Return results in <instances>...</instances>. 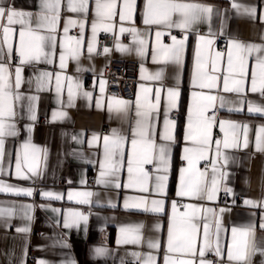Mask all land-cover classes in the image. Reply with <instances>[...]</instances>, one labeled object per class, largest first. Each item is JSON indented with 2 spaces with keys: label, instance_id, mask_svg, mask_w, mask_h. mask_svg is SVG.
Wrapping results in <instances>:
<instances>
[{
  "label": "crops",
  "instance_id": "0c3cea01",
  "mask_svg": "<svg viewBox=\"0 0 264 264\" xmlns=\"http://www.w3.org/2000/svg\"><path fill=\"white\" fill-rule=\"evenodd\" d=\"M101 4L110 0H100ZM178 3H197L213 7L210 19H204L192 25L187 31L179 28H167L163 25H146L144 13L148 0H134L131 19L121 21L120 10L125 0H115V14L111 20L100 21L96 15V0H88L87 14L83 12H72L69 10V0H60V19L56 26L55 47L45 45L44 51L48 53L47 58L41 57L30 63H21V57L17 49L20 46V32L27 31L28 26L36 29L37 13L40 12V0H0V5L11 6L18 11L30 12L32 17L25 18L28 23L22 28L19 23L8 25L6 16L0 20V25L8 26L11 31L5 40L3 27L0 26V63L8 68V79L11 84L13 97L17 92L22 94L20 101H11L14 117H6L8 123H14L17 134L4 137V156L0 158V180L7 184L20 188H31L32 196L17 195L12 192H0V207L10 208L15 206L11 216H0V264H38V261H46L47 264H68L75 261V264H141L140 260L131 253H151L155 258V264H165L168 242L169 219L173 214L172 204L177 205V213L183 214L185 205H195L198 209L196 216L198 223L197 244L203 242L204 225H209L213 250L205 254V259L212 264H229L228 247L233 243L232 228L254 225V239L258 248H264V229H261V218L264 217V150H257L258 134L264 140V133L258 130L264 127V114L249 112L247 101L264 105V96L260 92H251L252 71L255 66V54L248 56V69L244 77L245 92L242 94L228 93L223 91V77L228 69L229 41L235 40L244 45H264V0H176ZM233 3L242 7L237 10ZM244 8H255V15H250ZM177 18L174 16V19ZM76 20L80 23L68 26L67 36L81 38L82 42L76 46L79 53L78 60L72 59L71 54L66 51L69 48L68 41H64V48L61 47V40L64 38L65 21ZM98 24L97 32L93 36L92 24ZM102 24H111L112 27L105 31ZM133 28L138 30L139 35L130 32H120V28ZM42 35H47L46 27L38 29ZM163 32L157 40L156 32ZM180 31L181 37L175 32ZM106 32L113 35L112 42L105 46L109 51L97 56L96 49L101 33ZM225 36L224 49L219 48L218 43L208 45L199 39L205 36L212 39L213 36ZM177 40H184L181 60L179 63L165 61L158 55L153 60V50L162 43L165 46L172 44V37ZM146 41L144 54L140 55L136 49L139 47L137 41ZM93 43L94 51L89 53V42ZM117 43L127 48V51L117 49ZM27 44V41H26ZM9 45L11 53L9 54ZM200 50L204 63V71L208 76H216V87L201 89L193 84V79L199 78L197 68V50ZM219 52L221 55L216 56ZM235 58V49H233ZM65 56V67L61 69V55ZM137 60L139 62L138 80L136 83L135 96L133 99L108 94L106 91V80L104 70L110 61ZM215 61V70L213 69ZM21 67V85L15 87V70ZM143 69V71H142ZM163 70L161 80L146 79L150 75ZM42 72L51 74V77L43 78V88L38 90L37 77ZM56 74H60L61 83L59 90L56 84ZM68 78H71L70 80ZM103 81V84L101 83ZM206 82V81H205ZM77 84L80 87H77ZM147 87L152 91L148 93L151 103L157 107L150 116V123L154 126V139L157 144L167 143L171 148L170 164L167 173L168 179L165 190L162 194L154 191L155 172L154 164L144 165L145 171L149 173L147 182L148 192L141 191L139 187H124L129 183L128 153L132 149L133 128L135 127L136 102L140 96L143 102L144 91ZM71 88L72 99L69 100V89ZM161 89L160 100L157 103L156 89ZM177 88L179 97L174 107H169L167 100V89ZM91 93L84 96L83 92ZM204 92L213 96H223L226 101L244 100V104H226L220 106L219 100L214 102L206 115H215L212 126V144L208 151V165L203 166L199 161L196 167L200 171H207L204 178L211 184L212 165L211 160L215 158L216 141L221 142L231 139L232 129L229 121L241 125H247V147H244V130H238L239 144L237 148L223 149L229 157L225 165L222 160L218 161L220 171L228 173L226 179L219 180L220 190L212 201L194 197H179L177 191L180 185V169L187 167L183 160L184 148L193 147L190 141L185 140L189 124V108L195 109L196 98L193 93ZM29 96H36L35 101H29ZM115 100L128 101V113L124 115L116 111H109V102L114 105ZM31 103L35 120L29 118L28 106ZM239 108V111H229V108ZM54 113L56 114L54 118ZM63 113L64 115H60ZM176 114L177 117L172 116ZM165 119L174 122L172 135L174 139L169 142L161 140L164 132ZM224 121L223 130L220 122ZM108 127V132L102 133L101 128ZM30 127V131H29ZM116 129L124 137V155L121 158L119 170L112 183L108 185L98 184L100 175V162L104 160V137L111 136L112 130ZM94 135L97 137L93 139ZM35 145L36 151L29 148L28 162L40 172L38 176H32L27 172L24 164V144L29 140ZM75 138V139H74ZM91 141V144L89 143ZM17 155L21 160V171L28 175L29 179H21L17 176ZM93 176L92 186L88 185V178ZM195 179V177H193ZM120 187H116V184ZM225 188L232 189L229 194L230 205H218L216 200L221 191ZM44 192H51L54 197H45ZM92 192L94 195L89 203H79L80 198H68V193ZM239 195L244 199L241 205H236ZM177 198L184 199L179 205ZM138 199H147V207L151 208V200L159 199L164 201V211H145L144 206L125 207V204L133 205ZM250 200L256 206L245 205L244 201ZM33 205L29 212V220L24 212L19 209L20 205ZM56 209L57 211H53ZM204 209H212L213 212L205 213ZM221 209H224L221 213ZM78 211L88 217L85 225L80 221L79 226L65 228L64 215ZM221 220L219 232V243L221 255L215 253V241L217 238L215 219ZM159 225V227H155ZM20 228H27L28 231H17ZM122 229L124 231L122 232ZM135 235L141 237L139 244L117 243L118 239L131 238ZM158 240L160 247L150 249L148 240ZM67 244V246H65ZM33 250L35 257L30 259L28 252ZM96 248H105L107 252L97 255ZM235 254V248L233 249ZM212 255L206 258L207 255ZM175 259H193L186 254H172ZM196 264H199V254L195 257ZM235 264V262H232ZM250 264H264V255L256 251L250 256Z\"/></svg>",
  "mask_w": 264,
  "mask_h": 264
},
{
  "label": "snow or ice",
  "instance_id": "6c2138e0",
  "mask_svg": "<svg viewBox=\"0 0 264 264\" xmlns=\"http://www.w3.org/2000/svg\"><path fill=\"white\" fill-rule=\"evenodd\" d=\"M134 0H125L123 8L120 10L121 21L130 20L131 12L133 9ZM69 10L72 12H83L87 14L88 11V0H69L68 3ZM233 7L239 10L242 6L233 3ZM115 0H110V2L101 4L100 0H96V15L102 22L104 20H111L115 14ZM244 11L250 15H255V8H244ZM213 13V7L209 5L197 4V3H178L176 0H148L146 5V11L144 13V23L146 25H163L169 29L179 28L182 31L189 30L193 24L200 22L204 19H210ZM32 13L23 12L14 9L11 6L0 5V20L6 16L8 25L19 23L22 28L27 25L28 21L25 18L30 19ZM37 15L36 29H32L28 26V30H22L20 32V46L17 49L21 57V63H30L33 60H39L41 57L47 58L48 53L44 51L45 45H50L55 47L56 44V26L60 19V0H40V12ZM174 16L177 17L174 19ZM264 19V16H261ZM80 23L81 29H83V23L76 20L65 21L64 33L65 36L61 40V47L64 48V41H68L69 48L66 49L72 59L78 60L79 53L76 46L80 45L82 42L81 38L67 36L68 26L76 25ZM3 31L5 33V40H7V35L11 31L8 26H3ZM105 31L112 27L111 24H102ZM46 27L48 29L47 35H42L39 33L38 29ZM98 24L94 21L92 24L93 36L97 32ZM130 32L135 35H139L138 30L133 28H120V32ZM164 35L163 32L157 31L156 36L159 42V38ZM199 39L204 43L211 45L213 43L212 39H208L205 36H200ZM27 41V44H26ZM139 47L136 51L138 54L143 55L146 45V41L139 39L137 41ZM184 40H177L175 36L172 37V44L165 46L162 43L159 44L158 48H154L153 60H157V56L160 55L165 61H174L179 63L181 60V52L183 48ZM229 51H228V69L223 77V91L228 93L242 94L245 92V81L244 77L248 69V56L255 54V66L252 71L251 78V92H260L261 96H264V45H244L235 40L229 41ZM117 49L120 51H127V48L117 43ZM233 49H235V58ZM89 53L94 51L93 43L90 41L88 45ZM105 53L109 50L104 49ZM11 53V45H9V54ZM221 54L216 53L219 57ZM60 67L63 69L66 65L64 63L65 56L61 55ZM197 68L199 73V78L193 79V84L198 85L201 89H213L216 87V76H208L204 71V63L201 58L199 46L197 50ZM213 69L215 70V61H213ZM143 71V69H142ZM21 67H17L15 70V87L20 88L21 85ZM8 68L0 63V158L4 156V137L5 136H15L17 134L15 124L6 122V117H14L16 113L13 110L11 101H20L22 99V94L17 92L13 97L11 92V84L8 79ZM51 77L50 73L42 72L37 77V87L38 90L43 88V78ZM163 77V70H159L156 73L145 77L151 80H161ZM69 80L71 78H68ZM206 81V82H205ZM61 83L60 74H56V84L59 90ZM103 84V81L101 82ZM77 87H80L77 84ZM145 93L143 102L140 96L137 97L136 102V122L133 128V139L131 140L132 149L128 153V172H129V183L125 184L124 187H139L141 191L148 192L147 182L149 179V173L145 171L144 165L154 164L155 172L159 173L155 176V188L154 191L162 194L165 190L167 182V173L170 157L171 148L167 143L157 144L154 139V126L150 123V116L153 110L157 107L156 104L151 103L148 98V93L152 90L142 86ZM156 100L157 103L160 100L161 89L156 90ZM167 100L169 107H174L176 101L179 97V90L177 88L167 89ZM84 96H90L91 93L83 92ZM196 98L195 109L189 108V124L188 130L185 135V140L190 141L194 146L184 148L183 160L187 162V167H182L180 169V185L177 191V196L179 197H194L199 199L206 198L212 201L216 198L217 192L220 190L219 180L217 178V173H219L220 179H226L228 173L225 171H220L218 168V161L222 160L226 165L228 163L229 157L225 155L223 149L237 148L239 144L238 130L243 128L244 130V147H247V125H241L236 122L229 123L232 129L231 139H225L221 147V142L217 140L216 143V155L210 162L212 165V177L211 184L206 182L204 179L208 173L207 171H200L196 164L202 160H208V151L212 144V126L215 121V115H206L210 107H214V102L219 100L220 106L224 107L226 104H244L245 101L240 99L237 101H226L223 96L217 97L204 92L193 93ZM36 96H29L28 100L35 101ZM72 99L71 88L69 89V100ZM249 107V112H259L264 114V105L256 104L253 101H247ZM128 101L115 100V103L109 102V111H116L127 116L128 113ZM239 111V108H229V111ZM29 118L35 120V115L33 113V108L31 103L28 106ZM60 115H64L61 113ZM56 114L54 113V118ZM224 121H221V129L223 130ZM175 124L169 119H165L164 132L161 134V140L165 142L172 141L174 139L172 135V128ZM30 131V127H29ZM259 133H264V127L258 130ZM97 137L94 135L93 139ZM75 139V138H74ZM104 160L100 162V175L97 179L98 184L108 185L112 183V178H114L119 170L121 158L124 155V137L119 133L118 130L113 129L111 136H105L104 138ZM91 144V141L89 142ZM24 164L27 166V172L31 173L32 176L40 175L37 168L28 162V149L31 147L36 151L35 145L30 144L29 140L24 144ZM257 150H264V140L258 134L257 136ZM21 160L20 156L17 155V176L21 179H29L30 177L21 171ZM3 168L0 167V173H3ZM195 177V179H193ZM116 187H120L117 183ZM225 192L231 194L232 189L225 188ZM0 192H12L17 195H27L32 196L33 190L31 188H20L18 186L10 185L0 180ZM45 197H54L55 194L51 192L42 193ZM94 194L92 192H76L68 193V198L71 200L74 197L80 198L79 203H89L90 198ZM59 198V196H55ZM147 199H138L133 205L125 204V207H140L144 206L145 211L152 212H162L164 211V201L159 199L151 200V208H148ZM245 205L256 206V203L250 200L244 201ZM33 205L24 204L20 205L19 209L24 212V215L30 220L29 215L30 210ZM185 209L190 211H185L183 214L177 213V205L175 202L172 204L173 214L169 219L168 225V242H167V255L165 256V264H196L195 257L197 252L199 254V264H212L211 261L206 260L205 254L208 251L213 250V241L211 240V234L209 231V225L205 223L204 225V239L203 242L197 244V229L198 223L196 213L198 209L195 205H185ZM15 210V206L10 208L0 207V216L8 215L11 216ZM53 211H57L53 209ZM221 213L225 211L220 210ZM205 213L213 212L212 209H204ZM88 217L81 212L71 211L64 215L65 228H72L74 226L78 227L80 221H84L85 225L87 223ZM155 227H159L156 225ZM215 227L217 238L215 241V253L217 256L221 255V246L219 243V232L221 230V220L217 216L215 219ZM261 229H264V217L261 218ZM17 231H28L27 228H20ZM124 229H122V232ZM232 241L233 243L228 247V261L229 264L235 262V264H250V256L256 251H260L264 255V248H258L254 239V225L249 224L245 227H233L232 228ZM141 242V237L135 235L131 238L118 239L117 243L123 244H139ZM147 245L150 249H156L160 247V242L158 240H148ZM67 246V244H65ZM235 248V254L233 249ZM95 252L97 255H103L107 252L105 248H96ZM186 254L193 259H175L172 258V254ZM132 256L136 257L137 260L141 261V264H155V258L151 253L141 254L137 252L131 253ZM38 264H47L46 261H38ZM68 264H75V261H69Z\"/></svg>",
  "mask_w": 264,
  "mask_h": 264
},
{
  "label": "built area",
  "instance_id": "2783aa9c",
  "mask_svg": "<svg viewBox=\"0 0 264 264\" xmlns=\"http://www.w3.org/2000/svg\"><path fill=\"white\" fill-rule=\"evenodd\" d=\"M177 37H181V32H175ZM113 40V35L110 33L103 32L100 34L96 49V55L101 56L103 54V49L105 46L109 45ZM212 41L218 43L219 48L221 50L224 49L226 38L225 36L217 35L212 37ZM138 70H139V62L137 60H124V61H110L104 70V77L106 80V91L108 94H113L117 96H121L128 99H133L135 96L136 83L138 80ZM176 118L177 115L174 114L172 116ZM102 133L108 132V127L103 126L101 128ZM203 166L207 167L208 161L204 160ZM94 182L93 176L88 178V185L92 186ZM243 195H239L236 200V205H241L243 201ZM229 194L224 190L220 192L216 204L218 205H230ZM184 199L177 198L176 202L179 205L184 203ZM28 257L30 259H34L35 254L33 250L30 248L28 252ZM212 255H207L206 258H210Z\"/></svg>",
  "mask_w": 264,
  "mask_h": 264
}]
</instances>
